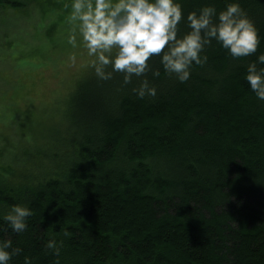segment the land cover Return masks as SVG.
Segmentation results:
<instances>
[{
    "label": "trees",
    "instance_id": "1",
    "mask_svg": "<svg viewBox=\"0 0 264 264\" xmlns=\"http://www.w3.org/2000/svg\"><path fill=\"white\" fill-rule=\"evenodd\" d=\"M228 2L180 0L178 35L190 11ZM239 2L260 38L249 56L213 39L181 82L154 54L144 75L155 97H138L142 77L125 84L122 72L101 80L92 68L78 82L33 165L0 175V214L33 209L23 232L0 219V240L22 250L11 264H56L53 236L64 240L60 264H264V100L245 79L264 52V0Z\"/></svg>",
    "mask_w": 264,
    "mask_h": 264
},
{
    "label": "clouds",
    "instance_id": "2",
    "mask_svg": "<svg viewBox=\"0 0 264 264\" xmlns=\"http://www.w3.org/2000/svg\"><path fill=\"white\" fill-rule=\"evenodd\" d=\"M63 7L70 9L66 17L67 42L74 49L82 43L96 76L108 80L114 72H122L125 84L133 76L142 77L139 85L132 87L141 98L156 96V87L144 75L154 54L160 56L166 72L185 82L194 63L201 65L207 61L204 49L213 39L233 57L251 55L260 43L258 28L239 0H229L219 12L211 4L190 11L186 17L190 30L182 35H178V24L184 18L180 0H63ZM67 62H77L76 52L69 53ZM258 64L264 65V52L247 64L245 79L256 96L264 100V66ZM32 214L33 209L27 204L16 203L0 214V219L7 221L14 231L23 232ZM71 235L65 227L63 236ZM63 245L64 240L54 236L46 242L55 254L56 264H60ZM20 251L13 247L11 239L0 240V264H11L12 257ZM24 264H32V258L24 256Z\"/></svg>",
    "mask_w": 264,
    "mask_h": 264
},
{
    "label": "rangeland",
    "instance_id": "3",
    "mask_svg": "<svg viewBox=\"0 0 264 264\" xmlns=\"http://www.w3.org/2000/svg\"><path fill=\"white\" fill-rule=\"evenodd\" d=\"M52 1L58 6L54 4L47 9L46 3L20 0L25 2L24 7L0 9V175L3 177L13 173L17 166L33 165L30 152L35 150L39 155L41 151L36 147L47 144L50 132L61 127L59 120L69 93L92 71L91 57L82 43L74 49L67 42L66 17L70 9L63 7V0ZM70 52L77 54L74 65L67 62Z\"/></svg>",
    "mask_w": 264,
    "mask_h": 264
}]
</instances>
